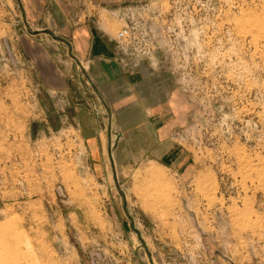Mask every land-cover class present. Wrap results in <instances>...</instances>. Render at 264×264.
<instances>
[{"label": "rangeland", "instance_id": "1", "mask_svg": "<svg viewBox=\"0 0 264 264\" xmlns=\"http://www.w3.org/2000/svg\"><path fill=\"white\" fill-rule=\"evenodd\" d=\"M64 1L114 53L71 69L58 45L52 90L22 49L45 25L0 0V264H264V0ZM111 59L164 80L161 133L97 87ZM74 107L107 154L85 153Z\"/></svg>", "mask_w": 264, "mask_h": 264}, {"label": "crops", "instance_id": "2", "mask_svg": "<svg viewBox=\"0 0 264 264\" xmlns=\"http://www.w3.org/2000/svg\"><path fill=\"white\" fill-rule=\"evenodd\" d=\"M21 1L26 14L24 22L29 25H45L44 28H38L36 33L26 35V40L22 44L27 60L34 64L45 87L52 90H60L64 87L66 73L62 71L56 59L55 47L60 44H62L60 47L70 56L71 69L73 61L77 62L75 60L77 58L83 62L92 60L97 56L112 57L114 53L112 40L93 29L90 24V17L86 18L87 9L79 10V24L73 26L68 16L70 8L64 0ZM105 1L117 3L120 0H97L99 3ZM88 2L92 3L93 0H88ZM71 3V7H75L76 2ZM49 25L53 26L50 30ZM43 30L48 31L41 32ZM73 69V72L76 73L75 67ZM91 72L97 81V87L104 91L107 98L113 100L117 111L134 102L138 103L141 108L142 103L145 102L146 104L143 105L145 109H141L143 111L141 122L144 125L152 124L151 129L160 130V133L166 128L168 108L165 102L166 93L162 88L164 80L157 78V75L151 76L145 71H124L113 59L97 62L91 67ZM118 102H123L124 105H118ZM72 111L79 125L85 153L88 155L107 154V138L103 136L104 129L98 126L95 116L93 114L90 116L89 112L81 107H74ZM140 129V125L133 127V131H139ZM104 138L106 140H103ZM163 138L164 136L153 134L154 143L161 142ZM134 152L131 151L130 153L133 154ZM141 153L166 156L174 152L171 149L159 151L157 147H153L151 150H143ZM153 159L155 161L160 160L157 157Z\"/></svg>", "mask_w": 264, "mask_h": 264}, {"label": "built area", "instance_id": "3", "mask_svg": "<svg viewBox=\"0 0 264 264\" xmlns=\"http://www.w3.org/2000/svg\"><path fill=\"white\" fill-rule=\"evenodd\" d=\"M125 33H126V30L124 29V30L118 32L117 35H118L119 38H122V37H124Z\"/></svg>", "mask_w": 264, "mask_h": 264}]
</instances>
